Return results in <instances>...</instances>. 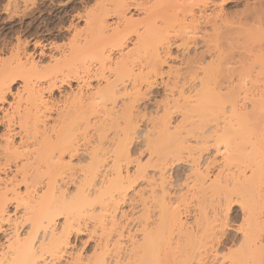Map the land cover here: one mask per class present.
<instances>
[{"label":"bare ground","instance_id":"bare-ground-1","mask_svg":"<svg viewBox=\"0 0 264 264\" xmlns=\"http://www.w3.org/2000/svg\"><path fill=\"white\" fill-rule=\"evenodd\" d=\"M208 1L210 2V0ZM226 1L227 0H221L223 3H226ZM253 1L257 3L256 6L259 9L255 11V17L259 19L263 17L264 19V2L262 0ZM195 2L196 4H194V6L192 5L190 9L187 10V13L192 14L191 21L196 32L195 34L198 35V32H203V30L207 31L208 29L214 32L213 37H210V39L204 38V43H207V53L211 56L209 50L211 49L210 51L212 53L217 49V51H219L218 47L220 39L222 40L221 37L224 38L222 41L225 40V36L223 35L226 34H224V29H221L227 25L228 21L224 18L226 15L223 17L224 14L222 15V12L216 11L212 14L207 12L208 15L210 14L211 16H206L207 0H195ZM192 7H198L199 10L196 11L195 8L193 9ZM194 10L197 12V15L193 14L196 13ZM220 10H222L221 7ZM200 19H204L202 23L206 26L203 30H200V28L202 29L203 27L199 28V25L202 26L201 22L200 24L198 23ZM262 21L261 19L259 22ZM100 23L104 25L103 22ZM102 25H98L97 28L102 29ZM106 25L107 24L104 25L102 31L105 30ZM241 25L243 24L241 23ZM226 28L228 30L230 26H226ZM100 29L97 30L100 31ZM237 30H239V28ZM235 33L237 32L235 31ZM149 34L148 38L150 37ZM138 35L137 41L140 45L143 44L144 47V44L149 41L145 38L147 33ZM208 35L211 36L212 33H208ZM229 35L232 36L231 32L230 34L228 32L226 35L228 38L230 37L231 40V36ZM211 41L214 42V44L211 43ZM225 42L227 45V41ZM78 44L80 47H78ZM81 44L82 46L85 45L78 42V46L72 48L69 55L65 56L62 60L58 61L57 59L56 64L59 66L45 74L40 72L39 64L35 63L34 60L32 62L28 60V64H18L19 67L17 70H9L8 68L6 70V68H2L0 74V104L5 102L6 94L10 91L11 84L13 80H15L14 78L17 74V76L21 77H17L18 79L24 80V89L27 91L29 90V95L27 97V104L24 102L26 106L23 111L17 108L18 112L16 111V113L14 112L11 115L3 117L4 119L2 121L3 125L6 127V132L2 136L3 141L0 142V170L2 172L15 167L16 171L13 173L11 184L5 185L3 189H1L2 184L0 183V233L5 232L7 235V232L10 230L5 245L0 247V264H126L124 261L122 262V254L120 256L118 252L119 250L121 251L118 245L120 242L113 241V244L111 242V232H109L110 236L107 234L106 238L102 237L105 239L103 240L101 238V243L98 242L99 245L97 244L98 247L101 249L103 248L106 253L97 255L96 253L93 254L94 250L92 251L93 257H89L88 255L85 257L81 253H77L76 255H73V253L71 254V252H73L71 251V249H73L71 236L75 233V229H77V231L81 229L80 227L83 226L82 223L87 219L96 220L98 224L103 227L106 226V228L108 226L106 223L109 222L112 227L108 226L109 228L106 230H110V228L111 230L112 228L114 229L118 223L115 219L117 218L116 213L120 210L121 203H125L128 193L139 180L144 181L146 184L145 188L148 189V192H146L145 188L144 191L138 190V192H135L141 203L140 207L144 208V213L141 211L142 214L140 217L141 230H143V232L141 231L143 234H141V238H143V241H141V244L140 241H138L139 243L135 242L133 246L134 249L132 250L131 248L127 259L124 255L125 261L128 260L127 264H160V256L158 255L159 253L157 254V251H160L161 249L158 250V248L161 247H157L156 245H158V243L156 242L162 241V243H164L166 240L165 236H167L165 232L168 227L173 231L177 230V232H180L182 237H180L181 242H179L183 244L179 246L183 248L180 251L184 253V258L179 262L180 264H191L192 259L196 260L197 264H207L206 261L210 259L209 256L211 254L213 255V257H211L212 261L208 263L217 264V262H220L217 254L219 252L218 248L223 243L221 239L224 238L223 235L225 233L222 232V229L225 225H223L222 222V225H218L217 222L219 221L216 217L219 216V211H225L223 209L224 206H226V211H228V209L230 210L229 204L233 202V199L241 203V210L244 211L243 213L246 211L245 215L247 218L249 217L247 219L249 225L248 227L246 225L247 228L244 230L245 232L241 241L240 249L243 250L242 253L236 255L238 251H235V257L232 254V258H229V262L230 264H264V219L261 220L263 222L260 221L264 213V192L262 191L264 188H262L263 184L261 185L260 182V165L263 159L258 160V157L257 159L255 158V154L260 155L261 152L258 151L262 150H260L255 142H252V147H250L251 150L248 151L249 153L246 152V147L244 150L243 147L246 145L242 144L244 142V140L242 141L244 132L241 133V120L244 115L238 114L235 107H229L231 111L227 108L230 113H226V109L223 107L226 101L223 102L221 98H218L220 100L218 101L216 100L217 97L214 99L215 95L213 96L214 98L211 97V84L214 82L218 84V81L223 80L219 75L221 69L218 70V63H221L222 66L223 63L228 61L229 57L227 56L229 53L222 55L223 53L218 54L216 52L215 56L218 55L214 58L217 60L215 59L216 61L211 63L208 62L207 66L203 65L204 67L200 68V66H202L201 62L204 61L203 59L205 58H203V56L206 55V50L203 49L205 50V54L201 51L202 55L200 54V57L197 53L193 59L187 57L186 70L184 69L185 73L179 68L167 73L173 77L169 78L167 76L169 80L166 82V90L169 94H166L167 98L166 100L164 99L165 101L163 100L164 102L161 101V105H157L158 109H162L163 114L155 119L152 118L150 122V127L155 134L147 139L146 146H148L147 148L150 150V161L148 164H143L139 160L132 159L133 157L130 153L129 144L130 141L132 142L139 128L138 116L141 114V111L139 112L140 102L146 100L148 97L147 91L154 86L153 84L155 82L152 76H155V74L149 77V75L141 74V72L139 73L141 74L140 76L139 74L136 75L133 71H128V65L130 64L128 60L129 54L137 52L136 49L138 47L140 48V46L136 44V46H138L135 49L136 51L133 50L129 54H125V56L121 57L122 59L120 62L116 63L115 68L112 70L113 79L106 77V83L103 87H97L95 92L93 91L90 95L86 94L85 98L84 91H80L84 96L82 93H80L81 95H76L75 93V95H73L74 98L71 99L72 103L70 102L69 105L67 104L68 106H66L65 103V107L57 111L56 109L54 110V108H50V105L43 101V92L42 89H40L41 85H39L38 89L33 86L39 83L38 80H46L48 78L49 81H46L47 83L49 82V88L47 87V89L51 91L57 80L55 78L58 77L55 76L60 68L68 66L73 68L77 62L85 64L87 60L90 61L88 58H97L103 63L109 58V55L106 54L105 56L106 52L103 49L99 52L98 50L100 49L92 51L89 48L90 46L81 47ZM87 44H89V42ZM211 44L214 45H212V48H210ZM103 51L105 53H103ZM167 51L165 53L168 54ZM139 54L138 51L137 55H134V53L132 55L138 57ZM166 57L168 56H165V58ZM221 57L223 59H221ZM231 57H233V55ZM101 61L100 63H102ZM127 61L129 63H127ZM228 64H230V62ZM88 68L85 67L84 72H86ZM200 71L201 73H199ZM84 72L82 73L85 74ZM185 75H188L189 78L184 77ZM217 75L219 76L217 77ZM200 76L201 79L198 80L200 83L198 82L199 84H196ZM35 80H37L36 83H34ZM151 80H153V82H151ZM162 80V82H165L164 79ZM187 82H192L190 84H194L196 88V90L193 89V91L189 92V95H187L184 90ZM215 83L214 88H216ZM143 86L144 89L146 88L144 93L142 91ZM194 86H192V88ZM233 87L229 90L233 91ZM166 90L164 91L166 92ZM174 93H176V95H174ZM126 96H129V99H127ZM174 113L181 115V119H178L180 121H175V123L172 121ZM50 119H53V124L49 127ZM88 128H93L92 130L96 133L95 142L91 139L94 142L93 144L90 142L88 144H81V141L77 139V134H79L78 132L80 131L82 134H85ZM139 131L138 134L140 133ZM146 134H148V132ZM238 138L241 140V144H237L239 140L237 141L235 139ZM244 138L246 139V135ZM193 142L196 143L195 146L200 144L201 146L198 145L200 146L199 148L203 146L200 149V154L203 153L202 151L204 149L206 150L209 144L211 145V143L214 142L217 146L220 144L226 145L224 150H227L226 153L229 155L227 156L228 158H225L231 160V162L233 160H237L238 162L239 160L248 161L255 158V160H253L256 162L252 160L254 164H251L255 166L252 177H246L244 179L239 178L241 180H235L234 178L232 183H229L230 185H227L229 181H225L227 182L225 187H219L217 186L218 184L216 185L215 183L216 188H219L218 191L214 190L215 185L211 184L214 189L211 188L210 184L207 186L208 184L206 185L205 182L207 179L206 176H208L207 172L201 169L202 165L200 159L202 156L200 155L201 157H199V153L197 155V152H195L196 150L198 151L199 148L197 147V149L195 147L194 149L192 145ZM232 144L234 146H232ZM228 151H230V153ZM184 154H187V159L188 155L190 157V160L188 159L190 164V176L187 177L186 181L188 183L186 186H189L187 187V192L191 191V187H193V192H190L193 193L191 194L193 196L191 200H195L196 198V203H198L197 205L199 207V214L195 225L197 229L194 228L196 230L195 232L192 229L191 231L183 222L178 204V207H174L172 204L173 202L171 203V201H174L171 200V187L173 185L171 187L168 185V178L166 177L168 166L177 160L180 161ZM84 157H87V160H85L88 162L86 165L83 164V167H81L82 165L79 167L77 166L78 163L77 165L74 163L76 161L79 163L82 162L81 160ZM231 162L227 163L230 164ZM134 163L136 164V169L134 168L135 171L132 173L129 170V166L131 164L134 165ZM208 163H206L207 166ZM73 164H75V166ZM207 166L205 168H207ZM149 167L154 171V177H151L152 179H150L149 176L153 175H148L147 172ZM155 177L158 179H155ZM233 177L234 175H232V178ZM218 179L220 178L218 177ZM220 181L217 180V182ZM214 182H216V179L211 183ZM21 185H23L22 188L25 189L23 193ZM69 185L75 186V188H72L73 193L69 192L71 190V186L69 187ZM209 189L212 191H209ZM8 192L15 195L14 197H16L18 201H16L18 203L17 206H22L24 208V215L20 219H13L10 213L7 212L8 206L6 207V202L8 201L1 196H6ZM147 194L151 197H149L150 201L152 199V201L149 202L153 204L152 208L155 209V211L158 210L159 213H151L153 210L150 211L152 208L147 202L148 197L145 198L148 196ZM220 196L224 197V199H222V204L220 202L221 199L219 200V198H221ZM181 200L183 201L182 198ZM210 204H217L219 207L214 206L215 208H213V205L210 206ZM209 206L212 207V210H209ZM60 216L64 217L61 228L56 225L57 218ZM19 221H22L21 225L28 223V230L23 235L19 233ZM85 224L86 223H84V225ZM114 225L116 226L113 227ZM119 225L120 224H118V226ZM4 227H9V230L6 232L8 228ZM115 229L114 231H118L119 234L121 233L119 229ZM79 232L82 233L81 231ZM118 233L116 232V234ZM154 244H156L155 246L157 249L153 247ZM112 247L116 249L115 256H113L115 257L114 259L107 258L106 256L108 251L113 249ZM169 252L170 251H168V253ZM108 255L110 256L109 253ZM224 262L225 260L223 263Z\"/></svg>","mask_w":264,"mask_h":264},{"label":"rangeland","instance_id":"rangeland-1","mask_svg":"<svg viewBox=\"0 0 264 264\" xmlns=\"http://www.w3.org/2000/svg\"><path fill=\"white\" fill-rule=\"evenodd\" d=\"M262 1L264 2V0ZM253 2V0H227L226 3H223L221 2V0H210V2L207 0L208 5L206 7V13L208 12L212 14L213 12L217 11L222 12L221 14H224L223 17L226 15V17L224 18L227 19L228 22L227 25H225V27L223 26L224 28H222L221 30L224 29L223 31L226 35L228 34V32L229 34L230 32L232 34V36L229 35L231 36V40L230 37L228 38L226 35L222 34L223 36H225V40L222 41L224 38L221 37L222 40L220 39V44L218 47L219 51H217L218 49L214 50L213 54L210 49L209 52L211 56H209V53H207L208 49H206L207 43L204 42L205 39H210V37H213L214 32H212V30L210 31V29L207 30L208 32L203 30L206 26H204V23H202V20L204 19H200L198 23L200 24L201 22L202 26L198 24L199 28L203 27L202 29L200 28V30H203V32L205 33L201 31L198 32V35L195 34L196 32L191 21L192 14L187 13V10H189L192 5L194 6V4H196L195 0H0V74L2 68H6V70L7 68L9 70H17V68L19 67L18 64H28V60H30L31 62L34 60L35 63L39 64L40 72H42V74H45L59 66L56 64L57 59L59 61L62 60L65 56L69 55L70 50L79 45H77L78 42L85 44L83 46L81 44V47L90 46L89 48L92 51H97L98 49H100L98 50L99 52L103 49L106 52L105 53L103 51V53H105V56L106 54L109 55V58L106 57L107 60H105L104 63L97 58H88L90 59V61L87 60L85 64L77 62L75 64V67L73 68L69 66L60 68L61 70L59 69L55 76L58 77L55 78L57 80L55 81L54 88L51 91L47 89V87L49 86V82L47 83V81H49L48 78L46 79L47 81L45 79H40L38 80L39 83L33 85L37 89L39 88V85H41L40 89H42L43 92V101L47 102L46 104H49L50 108H54V110L56 109L57 111L58 109L65 107V105L68 106L70 102L72 103L71 99L74 98L73 95H75V93L77 95L84 91L85 96L83 95V93L82 95L85 98L86 94L90 95L93 91L95 92L97 90V87H103L106 83V77L113 79L112 70L115 68V64L120 62V60L122 59L121 57L125 56V54H129L131 51L135 50L136 47L140 46V48L138 47L136 49L137 52H133L134 55H137L139 51L140 54L138 55V57H134L132 55L133 53L129 54L130 56L128 57V60L130 64L128 65V71H133L136 75L141 72V74L149 75V77L155 74V76H152L155 83L153 84L154 86H152L150 90L147 91L148 97H145L146 100H142V102H140L141 109L139 108V112L141 111V114H139L140 116H138L140 131L139 128L136 131L137 134L138 131L140 133L138 135L135 133L132 142L130 141L129 149L131 156L133 157L132 159L139 160L143 164H148L150 161V150L149 148H147L148 146H146V143L147 139L155 134L153 129L150 127V122L152 121V118L155 119L163 114L162 109H158V106L161 105V101L164 102L166 100L167 95L169 94L166 90V82L170 77L173 78L167 73H170L171 71L178 68L181 69L183 73H185L187 63L186 60H188V58L193 59L196 56V53L200 57V54L202 55L205 50L206 55L203 56V58L205 57L204 59L202 58L204 61L201 62L202 66H200V68L207 66L208 62L211 63L216 61L217 59L214 57H216L219 53H223L222 55H226L229 53L227 56L229 57L228 61L225 62L224 60L225 63H223L222 66L221 63H218V70L221 69L219 75L223 80H220L219 78L220 81H218V84L217 82H214L216 88H214V83L211 84V97H215L214 99H216L217 97L216 100L218 101H220L218 98H221L223 102L226 101V104L223 105V107L226 109H224L226 113H230V108L235 107L238 114L244 115L243 119L241 120V133L244 132L243 135H246V139L244 138V136L242 139V141H246L242 144L246 145L243 148L245 150L246 147V152L249 153L248 151L251 150L250 147H252V142H255L260 150H262L258 151L261 152L260 155L258 154L259 156L255 154V158L257 159L258 157V160L263 159V162L261 161L262 166L260 165V182L261 185L263 184L264 186V19L263 17H261L260 19L255 17V11L259 9L256 6L257 3L254 2L253 4ZM198 7L192 8H195V10L198 11ZM220 7L222 8V10H220ZM208 13L205 15L207 16ZM193 14L197 15V12ZM210 14L208 16H211ZM261 19L263 21L259 22ZM100 22H103L104 25L107 24L104 31H102L104 29V25H102V23ZM241 23L243 25H241ZM98 25H102L103 28H97ZM226 26H230V28H228L227 30ZM238 28L239 30H237ZM97 29H100V31H98ZM234 30L237 33H235ZM144 33H147V36L145 38H147V40L149 41L146 40L147 43L145 42L146 44H144L143 47V44L140 45L137 40L139 36L138 34L141 35ZM208 33H212V35L210 36L208 35ZM148 34L150 36V39L148 38ZM227 38L229 39V41ZM225 41H227V45ZM88 42L89 44H87ZM211 43L214 44V42L212 41ZM136 44L138 46H136ZM213 44L210 45V48H212ZM78 47H80V45ZM166 51L170 55L165 53ZM216 52L218 54L215 56ZM232 55L233 57H231ZM165 56L168 57L165 58ZM221 59L223 58L221 57ZM88 61L90 62V64ZM100 61L102 63H100ZM129 62L127 61V63ZM229 62L230 64H228ZM182 65H184L185 67ZM81 66H83L84 68ZM85 67L89 70H86L87 73L84 72ZM82 72H84L85 74H83ZM199 73H201V71ZM141 74L139 75L141 76ZM17 75H15V80H13L11 84L10 91L6 94L5 102L0 104V142L3 141L2 136L6 132V127L2 123L4 119L3 117L11 115L14 112L16 113L17 108L18 110L23 111L26 106L25 103L27 104L29 90L27 91L24 89V80L18 79L17 77L19 76ZM219 75H217V77ZM103 77L105 78V80ZM184 77L189 78L188 75H185ZM162 79H164L165 82H162ZM200 79L201 76L199 79H197L196 84L200 83V81H198ZM153 80H151V82H153ZM36 82L37 80H35L34 83ZM190 83L192 82H187V86L185 85L184 88L187 95H189V92L193 91V89L196 90L194 84ZM191 85L194 87L192 88ZM231 85H233L234 87ZM144 86L142 87L143 93L144 90L146 91V88L144 89ZM232 87L234 88V90H229L232 89ZM164 90H166V92ZM174 95H176V93H174ZM128 97L126 96L127 99H129ZM141 118L144 120H142ZM178 119H181V115H177V113H174L172 121H174L175 123V121H180ZM52 120L53 119L49 120V127L53 124ZM92 129L93 128H88V131H86L85 134H82L81 131L78 132L79 134H77V139L81 141V144H88L89 142L93 144L95 142L97 135ZM147 132L148 134H146ZM91 139L94 140V142ZM235 140L238 141L239 138ZM240 142L241 140H239L237 144H241ZM195 144L196 143L194 142L192 144L194 146V149L195 147L199 148L201 146L200 144H198L200 146H195ZM209 145V149L206 146L207 148L206 150L204 149L205 151H202V154H200V149L203 146L199 148L200 151H195L197 152V155L199 153V157L202 156V158L200 159L202 165L201 169L202 171L207 172L208 176H206L207 179L205 181L206 185L208 184L207 186H209V184L215 185L216 183V185L218 184L217 186L219 187H225L226 183L228 181L229 182L227 183V185L229 183H232L234 178L235 180H241L246 177H252L255 166L251 164H254L252 163V160H255V158H253L255 155L252 157V160H239L238 162L237 160L232 159L233 161L231 162V160L225 158L229 155L226 153L227 150H224L226 147L225 144H220L217 146V144L215 145V143L213 142L210 146ZM232 146L234 145L232 144ZM228 152L230 153V151ZM86 158L84 157L81 160L82 162L80 163L77 161L74 163L76 165L78 163L77 166L80 167V165H82L81 167H83L88 162L86 161ZM182 158L180 159V161L177 160L173 162V164L169 163L170 165L168 166V171H166V177L168 178V185L170 187L173 185V188L171 187V200L174 201H171V203L173 202L172 204L174 205V207L179 206L183 222L190 230L192 229L195 232V229H197V226L195 225L196 219L199 214V207L197 205L198 203H196V198V201L194 199L191 200L193 198L191 194L193 193L190 192H193V187H191V191L187 192V187L189 186H186L188 184L186 181L187 177L190 176V164L188 162V159L190 160V157L188 155L187 159V154H184ZM227 162L231 163L228 164ZM206 163H208V166L206 165ZM75 164L73 165L75 166ZM206 166L207 168H205ZM134 168L136 169L135 163L134 165L131 164L129 166L130 172L134 173ZM11 169H7L6 171L2 172L0 170V183L2 184L1 189H3L5 185L11 184L14 175L13 173L16 171V168L12 167ZM147 170L148 175H153L149 176L150 179H152L151 177H154L153 169L149 167ZM226 175L228 179L230 178L229 180L227 179ZM232 175H234L233 178ZM218 177L220 179H218ZM155 179L158 178L155 177ZM215 179L216 182L211 183L215 181ZM217 180L221 181L217 182ZM142 182L144 181L139 180V182H137L135 186L133 185V188L128 193V197L126 198L125 203H121L120 210H118V213H116L117 218L115 219V221H117L118 223L116 224L117 226L114 225L113 227L116 226L115 228L119 229V231L123 234H119L118 231H114L115 228H112V230L110 228L111 231L106 230L109 228L108 226H111V223L109 222L106 223L108 225L106 228V226L103 227L102 225L98 224L96 220L87 219L84 221V223L86 224L84 225V223H82L83 226L81 225L83 228L80 227L81 229L78 231L77 229H75L77 232L74 230L75 233H73L71 236L73 248L71 249V251H73L71 252V254L73 253V255H76L77 253H81L85 257H87L86 255H88L89 257H93V254L95 253L97 255L106 253L103 248L101 249L100 247H98V242H100V239L102 237L106 238V235H109V232H111V236L109 235L112 240L111 242L112 244L113 241L120 242L118 245L121 251L119 250L118 252L120 253V256L122 254V262L124 261L127 264L128 260L125 261V256L127 259V256H129L128 253H130L131 248L132 250L134 249L133 246L135 245V242L139 243L138 241H140L141 244V241H143V238H141L143 235V230H141L142 227L140 217L142 214L141 211L144 213V208L140 207L141 203L137 195L135 194V192H138V190L144 191L146 184L145 182ZM212 185L211 188L214 189ZM216 185L214 190L218 191L219 188L217 189ZM22 186L23 185H21V188ZM70 186L71 190L69 192L73 193L72 188H75V186L69 185V187ZM263 186L262 188H264ZM24 190L25 189L22 188V193ZM210 190L211 189H209V191ZM262 191L264 192V189ZM146 192H148V189H146ZM147 195L148 196H146L145 198L148 197L147 202L149 203L152 201V199L150 201V196L149 194ZM14 196L15 195H13V193L8 192L6 193V196L1 197L7 199V212L10 213L13 219L17 220V218L20 219L23 217L24 208L22 206H17L18 201ZM12 198H15L16 200ZM181 198L183 199V201L181 200ZM222 199H224V197L219 198L221 204L223 202ZM183 203L185 206L183 205ZM149 204L152 208L153 204ZM211 205H213V208L220 206L219 203V206L217 204H210V206ZM229 205H227L230 208V210L228 209L229 212L226 211V206H224L223 209L225 211H219V216L217 215L218 217H216V219L219 221L217 222L218 225H222L223 223V225L226 226L223 227L224 230L222 229V232H224L225 234L223 235L224 238L221 239L223 243L218 248L219 252L217 255L220 262H217V264H230L229 258H232V254L235 257V251H238L237 253L235 252L236 255L238 253H242L243 250L240 249V245L245 232L244 230L249 225V223H247V219L249 217L247 218V216L245 215L246 211L245 213H243L244 211L241 210V203L233 199V202ZM210 206L208 208L209 210H212V207ZM150 211H152L151 213L155 214L159 213L158 210L155 211V209L153 208L150 209ZM122 216H124L126 219ZM263 217L264 213L260 221L264 219ZM137 219H139L140 221ZM21 222L22 221H19L20 225ZM63 222L64 217L60 216L59 218H57L56 225L61 228ZM25 224L21 226L19 225V233L21 235H23L28 230V223L26 225ZM118 224L120 225L118 226ZM4 228H8L6 229V232L9 230V227ZM79 231H81L82 233H80ZM9 232L10 230L7 232V235L9 234ZM116 232L118 234H116ZM165 233H167V236H165L166 240L164 241V243H162V241H159L156 242L158 243V245L154 244L153 246L155 247V249H157L156 246L161 247L158 248V250H161L157 251V254L159 253L158 255L160 256V258L158 256V258L160 259L159 261L161 262L160 264H180L179 262L184 258V253L180 251L183 248L179 246L181 244V234L180 232H177V230L173 231L169 229V227ZM7 235L5 232L0 233V247L5 245L8 239ZM105 238L102 239L104 240ZM112 248L114 249V247ZM113 249H110V252L108 251L110 256L111 254L112 256L110 257L107 253V258H115L113 256H115L114 254L116 253V249ZM92 251H94L93 254ZM168 251L170 252L168 253ZM211 255L209 256L210 259L211 257H213V255ZM210 259L206 261L207 264L211 263L212 259ZM224 260L225 262L223 263ZM191 264H197L196 260L192 259Z\"/></svg>","mask_w":264,"mask_h":264}]
</instances>
